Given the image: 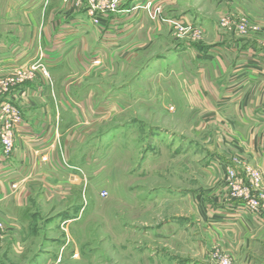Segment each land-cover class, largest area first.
Segmentation results:
<instances>
[{
	"label": "rangeland",
	"instance_id": "374dc122",
	"mask_svg": "<svg viewBox=\"0 0 264 264\" xmlns=\"http://www.w3.org/2000/svg\"><path fill=\"white\" fill-rule=\"evenodd\" d=\"M105 2L117 7L104 14L107 23L125 9L154 25L150 15H142L150 13L146 3ZM173 5L181 12H201L216 30L163 18L160 7L157 15L165 19L166 30H144L135 47L127 43L119 51L92 54L96 74L81 86L69 82L76 90L100 87L107 93L106 109L87 114L90 123L75 130L71 144L85 183L50 186L48 192L35 189L22 209L0 204V264H194L208 255L213 264L212 256L222 251L213 249L206 211L202 208L199 217L195 204L219 196L208 170L218 163L214 155L230 160V131L205 126L210 116L194 108L189 91L199 64L194 48L216 33L239 42L258 40L264 47V28L245 10L234 12V1L180 0ZM94 20L91 16L97 25ZM181 24L197 25L201 34L187 30L180 35L176 28ZM179 49L186 52L180 58ZM10 77L0 80V88ZM103 99L96 93L91 100L102 104ZM251 173L259 177H253L259 186L260 175ZM225 182L223 196L230 197V175Z\"/></svg>",
	"mask_w": 264,
	"mask_h": 264
},
{
	"label": "crops",
	"instance_id": "0c3cea01",
	"mask_svg": "<svg viewBox=\"0 0 264 264\" xmlns=\"http://www.w3.org/2000/svg\"><path fill=\"white\" fill-rule=\"evenodd\" d=\"M132 1L148 5L150 13L142 15H150L154 25L143 24L140 13L129 15L125 9L109 23L108 18H103L98 25L92 24L88 2L76 6L75 0H0V80L10 76L13 79L1 92L0 104L13 103L25 122L16 137V151L10 157H5L0 145V204L22 209L35 189L46 191L54 186L85 183L77 172L71 144L75 130L90 123L87 114L106 109L107 93L100 87L76 90L74 83L69 82L76 81L81 86L96 74L91 71L92 54L108 49L119 51L127 43H131L130 48L135 47L144 30H166L165 19L160 21L157 15L160 7L163 18L170 15L204 29L217 27L201 12L175 8L173 4L179 5L180 0ZM230 1L235 4L233 11L245 10L264 28V0ZM262 44L258 40L239 42L216 33L209 42L194 48L199 59L189 86L194 108L210 116L205 119V126L212 124L230 131V141H226L230 143V160L228 156L214 155L213 161L218 163L208 170L217 184L214 187L220 189L219 196L206 202L200 198L195 207L201 218L202 208L206 211L213 249L222 247L233 264H264V197L259 198L260 193L264 195ZM184 50L175 51L179 58L186 54ZM32 69L34 81L27 78ZM96 93H102V104L91 100ZM251 170L260 175L259 186L253 179L259 177ZM230 173L234 176L230 177V197H224L222 191ZM249 188L256 197L250 196ZM243 190L248 195H242ZM252 199L262 206L259 212L248 210ZM196 243L198 247L202 245L201 240ZM209 257L202 262L194 260V264H208Z\"/></svg>",
	"mask_w": 264,
	"mask_h": 264
},
{
	"label": "built area",
	"instance_id": "2783aa9c",
	"mask_svg": "<svg viewBox=\"0 0 264 264\" xmlns=\"http://www.w3.org/2000/svg\"><path fill=\"white\" fill-rule=\"evenodd\" d=\"M86 1V0H85ZM107 0H88L87 2L91 6V16L94 17V22L98 25L100 23V19L104 18V14L108 10H115V8H109ZM83 0H75L76 6H80L83 3ZM93 10H95L93 12ZM182 25V24H181ZM200 29L199 26L194 24H184L182 26L177 25L176 30L182 35L183 33L187 32L189 30L190 32L195 31V33H199L198 30ZM240 31L245 33L246 30L244 27L240 28ZM201 34V33H199ZM37 69L34 67V70ZM42 71L45 72V68L42 67ZM46 74V72L44 73ZM31 81H34L35 78V72H33L30 75L27 76ZM7 87V84H5L3 87L0 88V94L3 92L4 88ZM24 119L21 114L20 109L15 106L13 103L10 102H2L0 104V145L2 147L3 154L5 157H10L15 151H16V137L21 132L22 126L24 124ZM231 178H233V173L229 174ZM257 179V178H256ZM235 195H238L236 193V190L234 192ZM106 195L105 193L103 194ZM242 195H248V192L246 190H243ZM260 203L252 199L250 200V203L248 205V210L252 213L259 212L261 209ZM2 225L0 224V233L3 231ZM213 264H233L232 259L230 256L225 254L223 251H217L212 256Z\"/></svg>",
	"mask_w": 264,
	"mask_h": 264
}]
</instances>
